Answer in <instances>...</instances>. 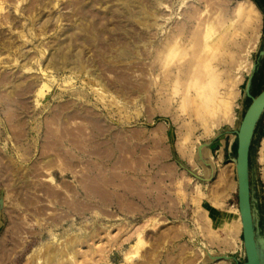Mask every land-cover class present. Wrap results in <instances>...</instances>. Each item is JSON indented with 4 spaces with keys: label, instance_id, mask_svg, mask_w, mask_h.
Wrapping results in <instances>:
<instances>
[{
    "label": "rangeland",
    "instance_id": "1",
    "mask_svg": "<svg viewBox=\"0 0 264 264\" xmlns=\"http://www.w3.org/2000/svg\"><path fill=\"white\" fill-rule=\"evenodd\" d=\"M245 1L0 0V264L246 263ZM250 173L264 239V114Z\"/></svg>",
    "mask_w": 264,
    "mask_h": 264
},
{
    "label": "water",
    "instance_id": "2",
    "mask_svg": "<svg viewBox=\"0 0 264 264\" xmlns=\"http://www.w3.org/2000/svg\"><path fill=\"white\" fill-rule=\"evenodd\" d=\"M261 12L264 15V6ZM261 56L264 60V50L261 52ZM259 70V65L255 64L246 84L245 96L251 100V104L245 112L239 131L237 132L238 147L236 158L234 159L238 181V206L241 215L246 256L245 264H264V239L258 236V227L252 203V180L250 173L252 142L258 124L264 114V90L255 94L260 82ZM203 149H205V146L200 147V160L203 156ZM203 163L205 164V162ZM212 259L236 262L234 258L229 256H217Z\"/></svg>",
    "mask_w": 264,
    "mask_h": 264
},
{
    "label": "bare ground",
    "instance_id": "3",
    "mask_svg": "<svg viewBox=\"0 0 264 264\" xmlns=\"http://www.w3.org/2000/svg\"><path fill=\"white\" fill-rule=\"evenodd\" d=\"M0 10H1V8H0ZM239 10L243 11L245 16L247 17V20H248L247 24H248L249 31L251 33V35H249V36L251 39H254L255 35L258 32V29L260 28V23H261L260 11L257 9L256 5L252 1H249V0L245 1V3H243V7L240 5ZM243 243H244V241H243Z\"/></svg>",
    "mask_w": 264,
    "mask_h": 264
},
{
    "label": "trees",
    "instance_id": "4",
    "mask_svg": "<svg viewBox=\"0 0 264 264\" xmlns=\"http://www.w3.org/2000/svg\"><path fill=\"white\" fill-rule=\"evenodd\" d=\"M255 4L260 8V10H263V6L261 5V3L259 2V0H254Z\"/></svg>",
    "mask_w": 264,
    "mask_h": 264
},
{
    "label": "crops",
    "instance_id": "5",
    "mask_svg": "<svg viewBox=\"0 0 264 264\" xmlns=\"http://www.w3.org/2000/svg\"><path fill=\"white\" fill-rule=\"evenodd\" d=\"M257 6V5H256ZM258 7V6H257ZM259 8V7H258ZM260 10V9H259Z\"/></svg>",
    "mask_w": 264,
    "mask_h": 264
}]
</instances>
